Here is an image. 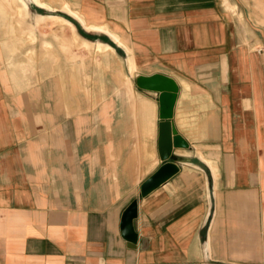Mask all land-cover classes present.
I'll return each instance as SVG.
<instances>
[{"label":"crops","instance_id":"1","mask_svg":"<svg viewBox=\"0 0 264 264\" xmlns=\"http://www.w3.org/2000/svg\"><path fill=\"white\" fill-rule=\"evenodd\" d=\"M70 1L107 29L75 16L85 38L176 81L171 122L188 145L143 194L163 164L158 92L137 86L133 113L109 123L52 117L45 86L39 111L33 87L1 84L0 264H264V14L242 0Z\"/></svg>","mask_w":264,"mask_h":264},{"label":"rangeland","instance_id":"2","mask_svg":"<svg viewBox=\"0 0 264 264\" xmlns=\"http://www.w3.org/2000/svg\"><path fill=\"white\" fill-rule=\"evenodd\" d=\"M40 1L0 0V85L33 87L36 99L39 87L45 86L41 96L50 102L52 117L60 112L67 119L107 117V122L114 118L116 123L125 106L127 116L133 113L129 104L138 100V68L132 69L130 55L102 41L104 47L97 48L96 38H85L65 2L76 10L79 5L70 0ZM242 1L264 14V0ZM20 94L22 100L26 95ZM42 106L41 97L36 108L41 111Z\"/></svg>","mask_w":264,"mask_h":264},{"label":"water","instance_id":"3","mask_svg":"<svg viewBox=\"0 0 264 264\" xmlns=\"http://www.w3.org/2000/svg\"><path fill=\"white\" fill-rule=\"evenodd\" d=\"M136 84L142 89L153 90L159 93L160 122L158 149L163 161L161 167L152 174L142 185V193L147 194L156 186L165 182L179 167L175 160L179 156L173 153L175 147H186L188 144L174 128L171 118L178 95V84L176 81L164 74L138 75ZM138 215V200H133L126 208L122 217V228L126 237L131 242H136L137 236L134 232L133 222Z\"/></svg>","mask_w":264,"mask_h":264},{"label":"bare ground","instance_id":"4","mask_svg":"<svg viewBox=\"0 0 264 264\" xmlns=\"http://www.w3.org/2000/svg\"><path fill=\"white\" fill-rule=\"evenodd\" d=\"M34 2H35V0H33ZM38 1V0H37ZM40 1V0H39ZM40 3L41 4H43V5H47L45 2H41L40 1ZM66 7V10H69L70 8H69V5L68 4H66L65 5ZM49 8H51V7H49ZM64 8V7H63ZM70 11V10H69ZM71 11H72V13L75 15V16H77L82 22H83V24H84V26L86 27V28H88V29H104L102 26H98V25H94V24H88V23H86L85 22V20H84V18H83V16L79 13V12H76V11H74V10H72L71 9ZM64 22V21H63ZM76 27V26H75ZM105 30H107L106 28H105ZM73 31H75V30H73ZM76 32V31H75ZM77 33V32H76ZM74 35H76V34H74ZM76 37V36H75ZM78 38H79V35H78ZM81 38V37H80ZM115 38V37H114ZM76 39H77V37H76ZM83 40V39H82ZM76 41V40H75ZM81 41V40H80ZM100 42V41H99ZM105 46H110V45H105ZM99 47H104V44H101V43H99L98 45H97V48H99ZM108 49H109V47H108ZM105 50V49H104ZM132 59V58H131ZM136 63V62H135ZM134 62H132L131 63V67H132V69H134Z\"/></svg>","mask_w":264,"mask_h":264}]
</instances>
